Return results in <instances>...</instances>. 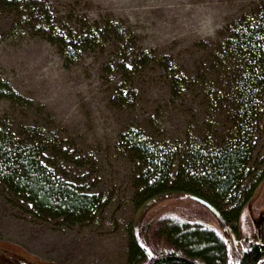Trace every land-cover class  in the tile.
I'll return each instance as SVG.
<instances>
[{"label": "trees", "instance_id": "16d2710c", "mask_svg": "<svg viewBox=\"0 0 264 264\" xmlns=\"http://www.w3.org/2000/svg\"><path fill=\"white\" fill-rule=\"evenodd\" d=\"M250 3L214 40L193 43L194 64L179 66L172 54H159L155 47L129 56L128 33L107 16L98 20L86 10L77 15L71 9L66 16L74 15L77 26H66L71 36L65 39L45 0H0V11L19 12L24 25L32 26L33 16L51 25L52 18L53 34L49 31L47 39L57 44L64 65L79 50L100 52L111 44V65L123 75L114 86V104L133 109L139 100L134 79L151 68L167 88L168 102L184 105L185 123H197L166 134L162 127H169L171 118L160 112L145 116L144 125L133 120L119 131L115 145L133 165L128 264H264V167L250 165L264 102V0ZM2 28L0 23V41ZM0 98L22 112L15 123L7 113L0 115V192L42 220L93 218L109 198L91 176L95 152L80 150L76 135L64 134L52 116L31 118V111L44 105L2 76ZM192 195L213 204L241 241L235 243L216 215ZM194 213L201 220H192ZM26 258L16 255L11 264H41Z\"/></svg>", "mask_w": 264, "mask_h": 264}, {"label": "rangeland", "instance_id": "374dc122", "mask_svg": "<svg viewBox=\"0 0 264 264\" xmlns=\"http://www.w3.org/2000/svg\"><path fill=\"white\" fill-rule=\"evenodd\" d=\"M45 1L50 6L47 12L54 14V27L64 31L65 39L71 36L66 26H77L74 15L68 17L66 14L73 9V14L82 15L86 10L90 17L99 20L107 16L121 25L128 33V41L132 42L125 48L130 52L129 56L141 49L155 47L159 54H172L179 66L194 64L197 55L193 43L199 39L214 40L218 30L252 2ZM19 15V12L0 11V23L5 32L0 41V76L7 78L34 103L44 105L42 110L31 111V118L52 116L54 123L64 129V134L76 135L80 150L95 152L97 164L92 167L91 176L98 182L96 189L105 191L109 198L90 220L63 223L59 219L36 218L22 210L10 195L0 192V264H11L16 255L21 257L22 254L41 264H128L127 244L134 212V204L129 198L133 165L115 145L119 131L133 120L144 125L145 116L160 112L171 118L169 127L165 123L162 127L168 130L166 134L183 132L185 125L195 127L197 123H185L184 105L168 102V90L159 73L151 68L139 77L135 74L139 100L133 109L114 104V86L123 75L111 65L113 55L107 50L111 44L100 52L79 50L64 65L57 44L47 39L49 31L53 34L52 18L50 25L47 18H44L45 23H37L33 16L32 26H28L18 19ZM144 75L147 81H144ZM262 108L259 123L253 131L255 145L250 159V165L256 169L264 167V102ZM4 113L13 123L22 118L19 106L0 98V115ZM262 206L260 202L258 210ZM246 207L250 208V205ZM190 218L201 220L197 213Z\"/></svg>", "mask_w": 264, "mask_h": 264}, {"label": "water", "instance_id": "95a60500", "mask_svg": "<svg viewBox=\"0 0 264 264\" xmlns=\"http://www.w3.org/2000/svg\"><path fill=\"white\" fill-rule=\"evenodd\" d=\"M193 198H195L196 200H198L199 202H201L202 204H204L205 206H207L215 215L216 217L219 219L222 227L224 229H229L230 226L228 224V222L225 220V218L223 217V215L221 214V212L213 205L211 204L209 201L199 197V196H196V195H192ZM260 223L256 224L255 226V229H256V234H257V239H260ZM241 237L239 236V239ZM238 239V238H237ZM235 239V240H237ZM260 260H264V254L263 256H261V259Z\"/></svg>", "mask_w": 264, "mask_h": 264}, {"label": "flooded vegetation", "instance_id": "af4514ba", "mask_svg": "<svg viewBox=\"0 0 264 264\" xmlns=\"http://www.w3.org/2000/svg\"><path fill=\"white\" fill-rule=\"evenodd\" d=\"M228 223H229V222H228ZM229 226H230V228L227 229V230H228L229 233L231 234V236H232L234 242H235V243H238L239 240L241 241V238L239 239V236L241 237V235H240V234H237V235H236V232H235L234 230H232V227H231L230 223H229ZM237 238H238L239 240H238ZM235 239H237V240H235Z\"/></svg>", "mask_w": 264, "mask_h": 264}, {"label": "bare ground", "instance_id": "6f19581e", "mask_svg": "<svg viewBox=\"0 0 264 264\" xmlns=\"http://www.w3.org/2000/svg\"><path fill=\"white\" fill-rule=\"evenodd\" d=\"M239 240V239H238ZM239 242H240V240H239Z\"/></svg>", "mask_w": 264, "mask_h": 264}]
</instances>
